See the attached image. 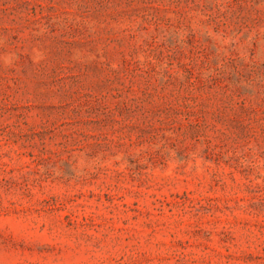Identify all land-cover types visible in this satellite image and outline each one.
Listing matches in <instances>:
<instances>
[{"label":"rangeland","instance_id":"rangeland-1","mask_svg":"<svg viewBox=\"0 0 264 264\" xmlns=\"http://www.w3.org/2000/svg\"><path fill=\"white\" fill-rule=\"evenodd\" d=\"M0 264H264V0H0Z\"/></svg>","mask_w":264,"mask_h":264}]
</instances>
